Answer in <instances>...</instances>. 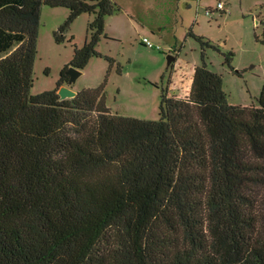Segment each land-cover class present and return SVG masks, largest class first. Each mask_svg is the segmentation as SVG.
Here are the masks:
<instances>
[{"label": "trees", "instance_id": "16d2710c", "mask_svg": "<svg viewBox=\"0 0 264 264\" xmlns=\"http://www.w3.org/2000/svg\"><path fill=\"white\" fill-rule=\"evenodd\" d=\"M42 6L68 12L57 41L92 20L56 88L31 95ZM119 11L0 0V264H264V84L255 103L230 104L202 48L187 90L168 65L156 121L111 113L104 84L59 99L69 67L102 57L105 18Z\"/></svg>", "mask_w": 264, "mask_h": 264}, {"label": "rangeland", "instance_id": "374dc122", "mask_svg": "<svg viewBox=\"0 0 264 264\" xmlns=\"http://www.w3.org/2000/svg\"><path fill=\"white\" fill-rule=\"evenodd\" d=\"M113 1L120 11L105 18L106 38L96 47L102 57L89 60L70 84L72 91L104 84L111 113L156 121L160 88L170 71L169 57L170 64L177 66L173 87L184 91L190 83V66L202 64L203 48L207 68L222 77L227 101L242 106L255 103L264 84V44L255 40L264 34V0H191L185 8L182 0ZM67 15L64 8L41 7L31 95L56 88L74 46L80 48L88 37L92 16L82 14L66 27L60 40L55 39ZM143 37L154 48L143 46ZM229 53L230 66L224 63Z\"/></svg>", "mask_w": 264, "mask_h": 264}, {"label": "water", "instance_id": "95a60500", "mask_svg": "<svg viewBox=\"0 0 264 264\" xmlns=\"http://www.w3.org/2000/svg\"><path fill=\"white\" fill-rule=\"evenodd\" d=\"M182 7L185 8L186 5L182 3ZM171 60L172 58L169 57L168 65L170 64ZM66 74L69 76L68 83L66 85L59 87L57 90V94L60 100L70 99L76 95V93L72 91L68 86L77 79V77L81 74V71L69 67L68 70L66 71Z\"/></svg>", "mask_w": 264, "mask_h": 264}, {"label": "built area", "instance_id": "2783aa9c", "mask_svg": "<svg viewBox=\"0 0 264 264\" xmlns=\"http://www.w3.org/2000/svg\"><path fill=\"white\" fill-rule=\"evenodd\" d=\"M182 1L186 2L187 0H182ZM217 8L220 9V8H221V5L218 4ZM141 43H142L143 46H145V47H147V48H149V49L154 48L153 44H152L147 38H145V37H143V38L141 39ZM157 48H158V47H157Z\"/></svg>", "mask_w": 264, "mask_h": 264}, {"label": "crops", "instance_id": "0c3cea01", "mask_svg": "<svg viewBox=\"0 0 264 264\" xmlns=\"http://www.w3.org/2000/svg\"><path fill=\"white\" fill-rule=\"evenodd\" d=\"M68 87L70 88V85Z\"/></svg>", "mask_w": 264, "mask_h": 264}]
</instances>
